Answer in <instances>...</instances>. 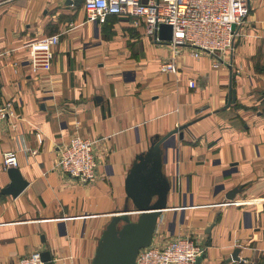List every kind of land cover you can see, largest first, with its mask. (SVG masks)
Returning a JSON list of instances; mask_svg holds the SVG:
<instances>
[{
  "label": "crops",
  "instance_id": "0c3cea01",
  "mask_svg": "<svg viewBox=\"0 0 264 264\" xmlns=\"http://www.w3.org/2000/svg\"><path fill=\"white\" fill-rule=\"evenodd\" d=\"M247 2L220 58L161 50L134 17L86 21L83 0H0V101L15 112L0 123V190L10 181L5 151L28 183L16 197L0 194V264L44 250L52 264H91L125 206L136 155L177 127L163 150L170 190L151 243L188 236L203 247L198 264H264V0ZM52 34L50 68L32 71L27 44ZM174 51L175 70L162 72ZM74 134L93 141L92 182L56 164Z\"/></svg>",
  "mask_w": 264,
  "mask_h": 264
},
{
  "label": "built area",
  "instance_id": "2783aa9c",
  "mask_svg": "<svg viewBox=\"0 0 264 264\" xmlns=\"http://www.w3.org/2000/svg\"><path fill=\"white\" fill-rule=\"evenodd\" d=\"M86 21L105 22L108 16L134 17L144 24L146 35L157 43L156 31L161 23L170 24L172 37L167 43L173 48H190L191 55L201 52L215 57H226L232 49L238 27L248 13L247 0H83ZM232 25L235 29H232ZM59 42V35L52 34L27 44L32 71L48 70L52 48ZM175 55L163 63L162 72L175 70ZM239 70L234 72V75ZM192 87L194 82L189 81ZM10 100L0 101V123L14 115ZM39 137V135H37ZM93 141L74 134L63 145L57 160L59 168L82 182H92L97 177V161ZM5 168L16 167L18 159L13 151L2 153ZM203 247L188 236H178L158 247L152 243L139 249L135 264H195ZM18 264H45L40 252L34 251L19 259Z\"/></svg>",
  "mask_w": 264,
  "mask_h": 264
},
{
  "label": "water",
  "instance_id": "95a60500",
  "mask_svg": "<svg viewBox=\"0 0 264 264\" xmlns=\"http://www.w3.org/2000/svg\"><path fill=\"white\" fill-rule=\"evenodd\" d=\"M231 27L235 29L234 25ZM156 36L158 43H168L172 37L171 25L159 24ZM233 76L230 72V82ZM235 97V90L230 87L227 104L234 101ZM180 128L177 127L161 137L155 136L146 151L136 155L124 181L125 206L110 218L103 229L91 264H135L139 249L151 244L170 190L169 180L163 171V150L167 139ZM7 173L10 181L0 190V194L16 197L28 183L16 167H8ZM238 190L240 189L237 187L232 188L225 195L226 198L232 199ZM129 201L137 213L134 221L129 214ZM120 221L124 223L120 225ZM238 250H233L232 259L238 260ZM40 257L45 264H52L49 251H41ZM195 264H198V258Z\"/></svg>",
  "mask_w": 264,
  "mask_h": 264
},
{
  "label": "rangeland",
  "instance_id": "374dc122",
  "mask_svg": "<svg viewBox=\"0 0 264 264\" xmlns=\"http://www.w3.org/2000/svg\"><path fill=\"white\" fill-rule=\"evenodd\" d=\"M236 36V35H235ZM150 38V37H149ZM234 40H235V38H234ZM233 44H234V41H233ZM160 45H162V46H160ZM155 46L157 47H160V49L162 50V49H164L165 48V46H164V43H159V44H155ZM233 47V46H232ZM53 49V48H52ZM230 50V49H229ZM229 50H227L226 51V55H229L228 54V52H229ZM210 55H213V54H211V53H209ZM227 63H230V61H228ZM233 74V73H232ZM234 75V74H233ZM235 76V75H234ZM132 209H130V211H131ZM132 211H135V210H132ZM131 212H129V214H130ZM132 217H134L135 219H136V216L135 215H132ZM124 222L123 221H120V225H122ZM159 230H158V235H159ZM157 240H159V237H158V239Z\"/></svg>",
  "mask_w": 264,
  "mask_h": 264
},
{
  "label": "trees",
  "instance_id": "16d2710c",
  "mask_svg": "<svg viewBox=\"0 0 264 264\" xmlns=\"http://www.w3.org/2000/svg\"><path fill=\"white\" fill-rule=\"evenodd\" d=\"M109 17H110V16H109ZM109 17H108V18H109ZM108 18H107V19H108ZM106 21H107V20H106ZM106 21H105V23H106ZM105 23H103V24H105Z\"/></svg>",
  "mask_w": 264,
  "mask_h": 264
}]
</instances>
